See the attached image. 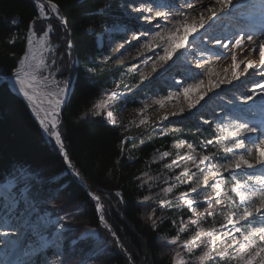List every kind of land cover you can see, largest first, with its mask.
Listing matches in <instances>:
<instances>
[{
	"label": "snow or ice",
	"instance_id": "1",
	"mask_svg": "<svg viewBox=\"0 0 264 264\" xmlns=\"http://www.w3.org/2000/svg\"><path fill=\"white\" fill-rule=\"evenodd\" d=\"M45 3L50 13L55 15L61 24L66 23L59 15L58 5L52 0H38L41 18L50 19L45 11ZM124 7L130 9L131 19L137 21L142 19L147 25L144 31L134 35L133 38L138 42L143 38V42L137 49V56L145 57L146 62L150 64L151 72H156L158 67L168 64L169 61H172L174 65L176 61L172 58L180 49L184 51L176 56L177 60L189 51V45L197 47V53L193 55L199 56L197 67L202 71L196 75L206 79L200 78L193 83H187L186 86L179 81L175 82L181 87L189 109L195 108L205 96L212 93L214 89L220 88L221 85L232 84L241 77L247 78L252 74L250 69L261 75V81L255 84L251 94L242 95L237 99L241 104L247 105L249 101H254L257 95H264V0H261L258 5L247 4L243 0H237L236 3L234 0H181L179 4H175L174 0H128ZM249 8L253 10L251 15H245L241 11ZM133 13L136 15L132 16ZM252 16H258L259 20L252 19ZM226 17H231L240 27L232 28L230 33L224 32L225 27H230L225 25ZM15 23L16 21L13 20V24ZM34 24L35 21L29 25L27 50L20 58L19 66L11 74L10 80L14 78L13 87H18V92L30 105L44 133L59 146L67 161V167L72 169L74 166L68 157L59 131L61 124L59 116L66 95V87L61 85L55 75L59 71V66L56 47L50 41L53 28L49 24L47 30L37 36ZM217 31L219 35H213ZM209 44L217 47H209ZM68 47H71L70 43ZM237 50L243 57L239 62H237ZM146 53H152V56H146ZM253 55L258 59H249ZM212 56L230 61L223 69L225 74L231 71L230 77L219 76L213 67ZM241 65L243 70L237 71ZM171 67L172 65H169V68L164 71H169ZM149 75L148 72L140 71V82L143 83ZM214 76L218 78L213 79ZM255 89H259V92ZM193 90L200 91L194 98L189 99V93ZM114 96L115 93L95 104L97 110L95 114L103 115L102 110L108 108L109 101ZM173 98L174 94L170 93L161 99H155L153 103L164 108L166 102L172 101ZM228 105L231 106L230 115L224 118L226 122L217 125L223 135L216 138L217 141L222 140L227 145L224 151L230 155L225 157V162L214 166L211 162L216 153L196 157L192 155L196 149L188 145V152L185 155L191 161L195 171L187 166L183 157H180L181 163L173 159L166 167L175 166L182 169L177 174V180L189 185L191 193H197V188L194 186L199 183L197 173H203L207 168L208 172L216 177L214 182L204 181L205 188L210 189L206 197L209 207L218 204L222 207L231 206L238 211H233L219 223V229L223 231H219L215 223L210 229L205 230L200 219L190 221L197 229L196 234L182 243L176 240L171 241L176 245L175 264H186L180 260L182 251L191 253L194 249L202 247L207 249L208 255L214 254L220 258H227L229 264L232 261H235V264H264V155H261L264 153V122L254 124L244 119L241 113L245 110L235 100H229ZM147 107L148 105H145L139 111L144 113ZM179 112L183 113L184 108H180ZM106 115L112 125H117L118 121L110 111ZM169 115L175 116L177 113H165L162 119H169ZM147 123L146 116L139 121V125H147ZM257 132L260 135L256 137L245 135ZM246 141L254 147L255 163L245 158ZM125 142L121 141L122 144ZM208 144H213V141H208ZM248 154L252 153L248 152ZM170 155L169 152H163L159 158L162 160ZM257 166L259 174L255 171ZM214 167L228 172L233 177L232 182L225 180L222 173L218 175L213 170ZM7 175L11 178L5 183H0V255L4 257L0 259V264H49L46 256L48 253L56 255L54 248L61 243L64 235L62 229L70 215L57 214L53 219L46 207L48 199L60 193L59 182L53 187L52 184L44 182L43 178L37 177L30 170L22 167L11 170ZM74 175L78 177L79 173L76 172ZM144 175L148 174L144 173ZM241 175L246 177L243 182L235 179ZM171 191L172 188H169V193ZM117 195L120 194L117 193ZM92 199L97 201L96 208L101 212L99 221L104 224L112 237L116 238L115 232H112L105 223L102 214L103 206L99 203L100 198L93 195ZM152 199L153 197L147 195L143 197V201ZM178 200L190 210H195L196 202L189 198L188 193L180 192ZM159 203L163 205L169 201L160 200ZM207 215L212 216L214 213L207 212ZM149 219L152 217L150 216ZM152 223L155 228L156 220ZM180 228L186 230L183 221L180 223ZM237 233L240 234L239 238ZM89 240L92 241V247L88 251L94 254L97 242L92 240V234H82L74 243L79 246L80 243ZM229 249L235 255L230 254ZM80 251L84 250L81 248ZM55 264H64V261L59 259L55 261Z\"/></svg>",
	"mask_w": 264,
	"mask_h": 264
},
{
	"label": "trees",
	"instance_id": "2",
	"mask_svg": "<svg viewBox=\"0 0 264 264\" xmlns=\"http://www.w3.org/2000/svg\"><path fill=\"white\" fill-rule=\"evenodd\" d=\"M52 2L58 5L65 27L54 18H40L37 0H0V77L17 66L30 23L35 21L39 35L51 24L50 38L56 43L58 64L71 67L72 89L61 112L59 128L62 140L88 189L104 202L103 216L121 246L108 235L97 241L94 254L88 251L92 244L71 243L81 226H100L96 201L69 172L57 146L44 135L27 103L10 89L7 81L0 83V183L11 178L7 175L11 170L21 167L53 187L59 182L60 193L49 198L46 207L52 216L70 214L64 224L59 257L64 264H173L176 245L166 243L163 236H177L182 242L188 232L178 235L167 217L174 201L165 205L158 201L143 203L146 191L138 179L140 172L151 165V153L171 137L147 134L130 138L123 126H114L103 115L95 114L99 100L131 82L130 74L106 52V45L97 43V35L117 18L127 21L120 15V0ZM67 71L60 76L65 77ZM137 98L140 96L134 93L132 97L115 94L112 100L116 99L120 109L138 105ZM206 132H210V123L184 136L197 143Z\"/></svg>",
	"mask_w": 264,
	"mask_h": 264
},
{
	"label": "rangeland",
	"instance_id": "3",
	"mask_svg": "<svg viewBox=\"0 0 264 264\" xmlns=\"http://www.w3.org/2000/svg\"><path fill=\"white\" fill-rule=\"evenodd\" d=\"M236 1L237 0H234V3H236ZM243 2L247 4L255 3L258 5L261 0H244ZM126 3H128V0H120V15L122 16V19H126L127 21L123 22V20H121V17L117 18L113 25L105 29L104 32H101L97 35V43L99 46H102L104 44L106 45V52L113 56L114 61L117 65L122 66V68L125 69L126 73L130 74L129 79H131V82L125 85L124 88H122L120 91L116 90L111 92L106 96V98L113 93L119 94L120 96L130 95V97H132L134 93L136 95H139L140 98L136 99L138 105L127 108L123 106L120 109H117V104H115L114 102L116 99L114 101L111 100L109 101L108 108L102 110V112L104 113L103 116L107 119L106 114L110 111L118 121L117 124L124 127L127 137L130 138H132V136L134 135L145 136L147 134H155L159 136L169 135L171 137V140L168 143H162L151 153V165L144 168L140 172L138 179L139 184L146 191L145 195L153 197V199L149 201H143L142 198V201L145 205L150 202H159L160 200H167L169 201V203L171 201L175 202V204L172 205L171 212L167 217H170V219L172 220V224L174 227H176L178 235H182L188 232L184 235L185 238L182 240V242L184 240L190 239L197 232L196 227L190 223V221L192 220L200 219L201 225L205 230L210 229L215 223L217 229L219 231H223L219 229V223H221L226 216L231 215L233 211H238V209H233L231 206L222 207L218 204H213L211 207H209L206 197L209 195L210 189L205 188L204 181L207 180L211 183L214 182L216 177H213L208 172L207 168H205V171L203 173H197L199 183L195 184L194 186L197 188V193L199 194L191 193L189 191V185H186L177 180V174L182 169L177 168L175 166L166 167V165H170L171 160L173 159H176L177 163H181L180 157H183L184 161L187 162V166L193 171H195V169L192 167L191 161H189L188 157L185 155L188 152V145H192V147L196 149V151L192 153L193 156L199 157L201 155H206L214 152L216 153V156L214 157L211 163L214 166L223 164L225 162V157L230 154L224 151L225 147L227 146L225 142L222 140L217 141L216 139L217 136L223 135L218 130L217 125L222 122H226L224 118L230 115L229 109L231 106L228 105V101L235 100V102L245 110L243 113H241L244 119H247L254 124H260L264 122V116L262 114V111L264 110V95H260V102H255L253 105H250L252 101H249L247 105H244L241 104L240 101L237 99L242 95L251 94L250 91L254 89L255 84L261 81V75L252 72V70L250 69V73L252 74L249 75L247 79L243 77L240 78V80L233 81L232 84L221 85L220 88L214 89L212 93H209L208 96H205L204 100H201L200 104L196 105L195 108L189 109L187 107V101L182 93L181 87L175 82L179 81L184 86H186L187 83H193L195 80L205 78L196 75V73L202 71L200 68L197 67V60L200 59L199 56L193 55V53H197V47L194 45H189V51L185 52L184 55L180 56V59L177 60L176 56L179 55L180 52L184 51L183 49H180L172 58V60L176 61L174 65L172 64V61H169L168 64L163 65L162 67H158L156 72H151L150 64L146 62L145 57L137 56V49L139 48L140 43L143 42V38H141L139 42L133 38L134 35H138L140 32L144 31V26H146V23L142 19L139 21L131 19L129 16L130 9H125L124 7ZM174 3L179 4V1L174 0ZM45 11L48 14L50 12L47 7V3H45ZM241 11L244 12L245 15H247V12H249L246 9H242ZM131 15L135 16L134 13ZM53 16L54 17L50 18H54L57 21L56 23L62 25L60 20L56 19L55 15ZM226 24L230 26L225 27L223 29V31L226 33H230L232 28L240 26L235 24L231 17L225 18V25ZM37 29L38 27H35L34 25V30L36 33ZM37 35L39 36V34ZM213 35H219V31L213 33ZM189 39H191V37H189ZM50 41L52 45L56 47L55 41H52L51 38ZM67 45H69V43H67ZM209 47L217 46H215L214 44H209ZM145 55L151 57L152 53H146ZM213 57L215 56H212L211 59ZM240 59H242V56L238 54L237 62H239ZM57 60H59L58 56ZM228 63H230V61L226 60L225 64ZM169 65H172V67L169 69V71L165 72L164 69L169 68ZM58 66L59 71L55 73L56 78L61 82V85L64 87H66L67 84L71 85V67H69V69H66L63 68L61 64H58ZM242 70L243 65H241V67L237 69V71ZM62 71H67L65 77L60 76V73ZM140 71L150 73L149 78L143 81V83H141L139 80ZM161 73H163V75H161ZM10 76H8V78ZM241 81H243V83ZM10 89L12 90L11 87ZM199 91L200 90H193L189 93L188 98H194ZM170 93L174 94V98L172 101L166 102L164 108H161L159 105L153 103L155 99H161L169 95ZM217 93H219V95H217ZM104 99L99 100L97 103L102 102ZM27 105H29L28 102ZM145 105H148V107L145 109L144 113H141L139 110L144 108ZM180 108H184L183 113L179 112ZM29 109L31 111V107H29ZM96 111L97 110L95 108V112ZM172 112H176L177 115H169V119L167 120L162 119L165 113L170 114ZM145 116L148 118L147 125H139V121L141 119H144ZM36 121L39 124L37 119ZM209 123L210 132H206L205 135L201 136V138H199V142L196 143L195 141H193V139H188L184 136L187 133H195V130L201 128L202 124ZM40 129L44 133L41 126ZM254 134L256 133H246L245 135L254 137ZM44 135L48 139H50L46 133H44ZM210 140L213 141V144H208V141ZM51 141L55 144L53 140ZM245 146L246 149H248L250 148V146L252 147L253 145L246 141ZM249 151L252 152L253 149ZM163 152H169L171 153V155L161 160L159 157L160 154ZM177 154H179V156ZM246 155L247 153L245 152V158L248 159ZM261 155H264V153H261ZM248 160L252 163H255V157L252 160ZM213 170L216 171L218 175L222 173L224 179L227 180L229 183L232 182L233 177L230 176L228 172L223 171V169H220L218 167H214ZM255 171L256 174H259L258 166ZM144 173H147L148 175L145 176ZM235 179H238L243 182L246 177L241 175L235 177ZM169 188H172L171 193H169ZM180 192L188 193L189 198H192L196 202L194 211L190 210L182 201L178 200ZM101 202L103 204V214L105 204L103 201ZM200 203H202V206H200ZM207 212H212L214 213V215L209 216L207 215ZM54 218L55 215L53 216V219ZM181 221L185 223L186 230H182L180 228ZM107 223L110 225L109 222ZM57 227H59V225ZM81 227L82 228L78 229L79 233L71 239V243L74 244V241H76L79 236L85 233L92 234V240H95L96 242L104 239L105 235H108L109 239H114V241L117 243L118 237L113 238L111 233L105 228L103 223H101L99 227H93L89 225H83ZM109 228L112 232H114L111 225L109 226ZM64 230L65 227L62 229V231ZM236 235L238 238L240 237L239 233H237ZM163 239L166 241V243H169L171 245H173L171 241H178L177 236H163ZM90 244H92L91 240L84 243H80L81 246H90ZM117 245L121 246L119 240ZM62 246L63 244L61 240L60 245L54 248V252L56 253V255L50 253L46 256V259L49 264H55V261L59 260L60 254L62 253ZM228 251L230 254L235 255V253H232L231 249H229ZM3 258L4 257L0 255V259ZM180 260L186 262V264H229V260L227 258H220L214 254L208 255L207 249L203 247L200 249H194L191 253L182 251ZM94 263L99 264L98 262ZM173 264H175V252L173 254ZM231 264H235V261H232Z\"/></svg>",
	"mask_w": 264,
	"mask_h": 264
},
{
	"label": "bare ground",
	"instance_id": "4",
	"mask_svg": "<svg viewBox=\"0 0 264 264\" xmlns=\"http://www.w3.org/2000/svg\"><path fill=\"white\" fill-rule=\"evenodd\" d=\"M179 1V3H181V0H178ZM244 1V0H243ZM237 2V1H236ZM247 11H249V12H247L248 14L247 15H251V13L253 12V10H251L250 8L249 9H246ZM163 11V10H162ZM136 15V14H135ZM228 18V17H227ZM252 19H254V20H259V17L258 16H252L251 17ZM155 24V21L153 22V25ZM227 25V24H226ZM145 27H147V25L146 26H144V28ZM238 27H240V26H238ZM30 33H28L27 34V36L29 35ZM38 36V35H37ZM27 50V37H26V42H25V48H24V51H23V53H22V55L20 56V58L24 55V53H25V51ZM237 52H238V54H239V50H237ZM20 58H19V60H20ZM243 58V57H242ZM249 59H254V60H257V57L255 56V55H253V56H251V57H249ZM19 60H18V62H19ZM225 61L226 60H224V59H219V58H217L216 56L215 57H213L212 58V62H213V67L216 69V71H217V73L219 74V76H224V75H227L228 77H230L231 75H232V73H231V71H229L228 73H224L223 72V69H224V67H226L228 64H225ZM19 66V64L17 63V66L15 67V68H17ZM15 70V69H14ZM13 70V71H14ZM13 73V72H12ZM10 76V75H9ZM11 77V76H10ZM10 77L8 78V83H9V85H10V87L12 88V90L14 91V92H16L18 95H20L22 98H23V96H22V94H20L19 92H18V87H13V81H14V78H12V80H10ZM218 78V76H214L213 77V79H217ZM241 78H243V77H241ZM248 78V77H247ZM246 78V79H247ZM205 79H206V77H205ZM255 91H257V92H259V89H255ZM252 92V90L250 91V93ZM214 94V93H213ZM65 98H66V95H65ZM65 98H64V101H65ZM24 99V98H23ZM261 98H260V95H257L255 98H254V101H252L251 102V104L250 105H253L255 102H258L259 100H260ZM25 100V99H24ZM26 101V100H25ZM260 102V101H259ZM26 103H27V101H26ZM63 105V104H62ZM61 105V106H62ZM29 106V105H28ZM30 107V106H29ZM31 113H32V111H31ZM262 114H263V116H264V110L262 111ZM35 116V115H34ZM39 122V121H38ZM260 135V133L258 132V133H256V134H254L253 136L254 137H256V136H259ZM251 149H253V151L251 152L252 154L251 155H249L248 154V152H250L249 150H251ZM247 155H246V157L248 158V159H250V160H252V159H254V157H255V150H254V147L252 146H250V148H248L247 149Z\"/></svg>",
	"mask_w": 264,
	"mask_h": 264
},
{
	"label": "water",
	"instance_id": "5",
	"mask_svg": "<svg viewBox=\"0 0 264 264\" xmlns=\"http://www.w3.org/2000/svg\"><path fill=\"white\" fill-rule=\"evenodd\" d=\"M49 16L50 17H54L50 12H49ZM64 27L66 26V24L64 23V24H62ZM11 74V73H10ZM10 74H7V75H3V76H1L0 77V83H2V82H4V81H7V79H8V76L10 75ZM67 93H66V98H65V101H64V103H63V105H62V107H61V112H62V110H63V108H64V105H65V102H66V100H67V98H68V96H69V93H70V91H71V89H72V84L71 85H68L67 84ZM61 112H60V115H61ZM61 121H62V119H61V116H60V118H59ZM60 126V125H59ZM58 146V145H57ZM58 148H59V146H58ZM65 150H66V147H65ZM59 151H60V149H59ZM67 151V150H66ZM60 153H61V156L63 157V159H64V155H63V152H61L60 151ZM64 161H65V159H64ZM65 164H66V166H67V161H65ZM68 168V167H67ZM68 170L71 172V173H76V172H78L77 171V169L76 168H72V169H69L68 168ZM79 173V172H78ZM76 176V175H75ZM76 178L79 180V182L86 188V190L88 191V193H89V196L92 198V196L93 195H95L94 193H92V191H90L89 189H88V187H87V184L85 183V181L83 180V178L81 177V175H80V173H79V176L77 177L76 176ZM95 196H98V195H95ZM99 197V196H98ZM100 198V197H99ZM102 200L100 199L99 200V203L103 206V204H102V202H101ZM98 211V210H97ZM98 215L100 216L101 215V212L100 211H98ZM105 223L107 224V225H109L106 221H105ZM110 226V225H109ZM117 237V236H116Z\"/></svg>",
	"mask_w": 264,
	"mask_h": 264
}]
</instances>
